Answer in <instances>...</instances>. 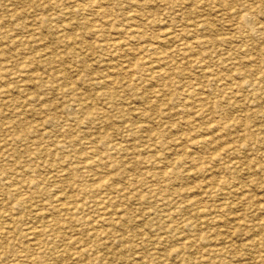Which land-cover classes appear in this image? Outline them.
<instances>
[{
    "label": "rangeland",
    "instance_id": "obj_1",
    "mask_svg": "<svg viewBox=\"0 0 264 264\" xmlns=\"http://www.w3.org/2000/svg\"><path fill=\"white\" fill-rule=\"evenodd\" d=\"M89 1L0 0V264H264V0Z\"/></svg>",
    "mask_w": 264,
    "mask_h": 264
},
{
    "label": "bare ground",
    "instance_id": "obj_2",
    "mask_svg": "<svg viewBox=\"0 0 264 264\" xmlns=\"http://www.w3.org/2000/svg\"><path fill=\"white\" fill-rule=\"evenodd\" d=\"M104 1H105V0H91V1H89V2H90L89 4L95 6V7H94L95 10H96L95 15H96V13H97V15H100V16H102V17H106V16H109V17H110L109 9H106L105 6H104V4H103ZM115 1H116V0H115ZM119 1H120V0H119ZM119 1H117V3H118ZM121 1H122V0H121ZM121 1H120V2H121ZM124 1H125V0H124ZM132 1H133V0H132ZM167 1H170V0H167ZM176 1H178V0H176ZM180 1H181V0H180ZM194 1H195V0H194ZM196 1H197V0H196ZM200 1H202V0H200ZM204 1H205V0H204ZM208 1H209V0H208ZM232 1H236V0H231V2H232ZM134 2H135V1H134ZM136 2H139V0L136 1ZM136 2H135V4H137ZM190 2H191V1H190ZM198 2H199V1H198ZM198 2H197V4H198ZM202 2H203V1H202ZM202 2H200V3H202ZM206 2H207V1H206ZM209 2H210V1H209ZM219 2L222 3V5H223V4H224V5H230L229 2H228L227 0H219ZM236 2H238V1H236ZM236 2H235V3L232 2V4H236ZM115 3H116V2H115ZM168 3H169V2H168ZM183 3H184V2H183ZM192 3H193V2H192ZM195 3H196V2H195ZM195 3H194V5H195ZM207 3H208V2H207ZM121 4H122V2H121ZM124 4H125V3H124ZM209 4H210V3H209ZM211 4H212V3H211ZM169 5H170V4H169ZM171 5H172V4H171ZM173 5H174V4H173ZM191 5H192V4H191ZM201 5H202V4H201ZM212 5H213V4H212ZM87 6H89V5H87ZM106 6H107V5H106ZM108 6H109V5H108ZM123 6H124V5H123ZM123 6H122V7H123ZM203 6H204V4H203ZM206 6H207V4L205 5V7H206ZM208 6H210V5H208ZM109 7H110V6H109ZM111 7H113V6H111ZM114 7H115V6H114ZM114 7H113V8H114ZM124 7H125V6H124ZM133 7H134V6H133ZM137 7H138V4H137ZM195 7H197V9H198V6L195 5L194 8H195ZM214 7H215V5H214ZM229 7H230V6H229ZM81 8H82V10H84L83 7H81ZM200 8H201V7H200ZM200 8H199V9H200ZM202 8H203V7H202ZM206 8H207V7H206ZM211 8L214 9L213 7H211ZM220 8H221V6H220ZM223 8H224V7H223ZM79 9H80V7H79ZM87 9H88V8H87ZM90 9H91V8H90ZM122 9H123V8H122ZM199 9H198V10H199ZM218 9H219V7H218ZM221 9H222V8H221ZM95 10H94V11H95ZM111 10H112V8H111ZM114 10H115V9H114ZM142 10H143V9H142ZM192 10H193V9H192ZM198 10H195V12L198 11ZM204 10H205V9H204ZM204 10H203V11H204ZM209 10H210V9H209ZM209 10L207 9V11H209ZM215 10H216V9H215ZM84 11H85V10H84ZM115 11H116V10H115ZM117 11H119V10H117ZM121 11H123V10H121ZM126 11H127V10H126ZM140 11H141V9H140ZM80 12H81V10H80ZM112 12H113V10H112ZM142 12L144 13V11H142ZM189 12L191 13V11H188V13H189ZM198 12H199V11H198ZM211 12H212V11H211ZM214 12H216V11H214ZM17 13H18V12H17ZM116 13H117V12H116ZM119 13H120V11H119ZM127 13H129V12H127ZM127 13H123V14H125V15H124L125 17H127V15H128ZM134 13H135V12H134ZM138 13H139V10H138ZM138 13H137V14H138ZM208 13H209V12H208ZM15 14H16V13H15ZM114 14H115V13H114ZM117 14H118V13H117ZM121 14H122V12H121ZM126 14H127V15H126ZM141 14H142V13H141ZM145 14H146V13H145ZM145 14H144V15H145ZM186 14H187V12H186ZM193 14H194V13H193ZM196 14H197V13H196ZM205 14H206V12H205ZM205 14H204V12H203V16H204ZM210 14H211V13H210ZM213 14H214V13H213ZM216 14H218V13H216ZM118 15H119V14H118ZM132 15H133V13H132ZM139 15H140V14H139ZM139 15H138V16H139ZM194 15H195V14H194ZM199 15H200V14H199ZM201 15H202V14H201ZM207 15H208V14H206V16H207ZM111 16H112V15H111ZM113 16H114V15H113ZM129 16H130V15H129ZM140 16H141V15H140ZM115 17H116V15H115ZM122 17H123V16H122ZM122 17H121V18H122ZM125 17H124V18H125ZM190 17H191V16H189V18H190ZM196 17H198V16H196ZM201 17H202V16H201ZM217 17H218V16H217ZM94 18H95V17H94ZM97 18H98V17H97ZM110 18H112V17H110ZM110 18H109V19H110ZM116 18H117V17H116ZM127 18H128V17H127ZM139 18H142V16L139 17ZM143 18H144V16H143ZM145 18H146V17H145ZM204 18H205V17H204ZM210 18H213V16H211ZM125 19H126V18H125ZM186 19H187V18H186ZM198 19H199V17H198ZM198 19H196V20L198 21ZM206 19L209 20V18H206ZM88 20L90 21V18H89ZM92 20H94V19L92 18L90 22H92ZM116 20H117V19H116ZM138 20H139V19H138ZM142 20H144V19H142ZM145 20H146V19H145ZM189 20H190V19H189ZM189 20H188V22H189ZM199 20H200V19H199ZM89 21H88V22H89ZM94 21H95V20H94ZM99 21H100V20H99ZM110 21L114 22L115 19H114V21H113V20H110ZM124 21H125V20H124ZM129 21H130V20H129ZM135 21H136V20H135ZM148 21H149V20H148ZM194 21H195V20H194ZM211 21H212V20H210L209 22H211ZM95 22H96V21H95ZM100 22H102V21H100ZM133 22H134V21H133ZM133 22H131V23H133ZM140 22H141V21H140ZM152 22H153V21H152ZM188 22H187V25H188ZM190 22H191V20H190ZM202 22H203V18H202ZM202 22L200 21V23H202ZM209 22H208V23H209ZM93 23H94V22H93ZM93 23H90V24L94 25ZM97 23H98V22H97ZM144 23H147V22H144ZM192 23H193V22H192ZM208 23H207L206 20H204V22H203L204 25H206V26L209 25V26H210V24H208ZM111 24H112V23H111ZM111 24H110V25H111ZM113 24H114V23H113ZM126 24H127V23H126ZM141 24H142V23H141ZM198 24H199V23H198ZM92 25L89 26V27L91 28ZM96 25H97V24H96ZM103 25L105 26V24H103ZM119 25H120V24H119ZM127 25H128V24H127ZM148 25H149V24H148ZM65 26H66V25H65ZM111 26H112V25H111ZM133 26H134V25H133ZM189 26H190V25H189ZM192 26H193V25H191V27H192ZM194 26H195V29L197 30L196 25H194ZM198 26H199V25H197V27H198ZM209 26H208V27H209ZM211 26H212V25H211ZM211 26H210V27H211ZM69 27H71V26H69ZM69 27H67V28H69ZM94 27H96V26L94 25ZM94 27H93V28H94ZM98 27H99V26H98ZM98 27H97V28H98ZM106 27H108V26H105V28H106ZM117 27H119V26H117ZM130 27L132 28V25H130ZM213 27H214V22H213ZM100 28H101V27H99V29H100ZM108 28H110V27H108ZM111 28H112V27H111ZM119 28H120V27H119ZM141 28H142V27H141ZM141 28H140V29H141ZM203 28H204V27H203ZM214 28H215V27H214ZM116 29H118V28H116ZM127 29H128V28H127ZM133 29H134V28H133ZM140 29H139V30H140ZM201 29H202V24H201ZM205 29H206V28H205ZM211 29H212V27H211ZM63 30H64V29H63ZM91 30H92V28H91ZM91 30H90V32H92ZM111 30H112V29H111ZM122 30H123V28H122ZM143 30H144V29H143ZM192 30H193V29H192ZM196 30H195V31H196ZM208 30H209V28H207V31H208ZM212 30H213V29H212ZM98 31H99V30H98ZM100 31H101V33H100L101 39H102V40H105V37H106V33H105V31H104V30H100ZM107 31H110V30L107 29ZM136 31H137V30H136ZM195 31H194V32H195ZM207 31H206V32H207ZM209 31L212 32L211 30H209ZM213 31H214V30H213ZM215 31H216V30H215ZM115 32H116V31H115ZM119 32H120V31H119ZM183 32H184V31H183ZM110 33H111V32H109V34L107 33V35L110 36ZM112 33H113V32H112ZM175 33H176V32H175ZM181 33H182V32H179V34H181ZM200 33H201V32H200ZM202 33H203V32H202ZM144 34H145V33H144ZM146 34H148V32H146ZM173 34H174V33H173ZM173 34H172V35H173ZM194 34H195V33H194ZM67 35H68V33H67ZM112 35H113V34H112ZM112 35H111V36H112ZM115 35H116V33H115ZM141 35H142V34H141ZM141 35H140V36H141ZM160 35H161V34H160ZM210 35H212V34H210ZM68 36H70V33H69ZM135 36H136V35H135ZM142 36H143V35H142ZM161 36H162V35H161ZM161 36H158V37H157V38H158L157 40H159V38H160ZM168 36H170V35H168ZM174 36H175V38H178V37H176L177 35H174ZM208 36H209V34H208ZM71 37H72V36H71ZM98 37H99V36H98ZM131 37H132V36H131ZM143 37H144V36H143ZM146 37H147V36H146ZM149 37H151V36H149ZM149 37H147V38H149ZM164 37H165V36H164ZM171 37H172V36H171ZM194 37H196V36H194ZM209 37H210V36H209ZM209 37H208V38H209ZM68 38H69V37H68ZM107 38H108V37H106V40H108ZM117 38H118V37H117ZM141 38H142V37H141ZM154 38L156 39V37H154ZM169 38H170V37H169ZM173 38H174V37H172V40H173ZM197 38H199V36H198ZM204 38H205V37H204ZM204 38H203V39H204ZM214 38H215V37H214ZM214 38L212 37V39H214ZM216 38H217V37H216ZM216 38H215V39H216ZM72 39H74V38L72 37ZM77 39H78V38H77ZM98 39H99V38H98ZM162 39H163V38H162ZM179 39H180V38H179ZM212 39H209V40H212ZM221 39H222V38H221ZM68 40H69V39H68ZM70 40H71V39H70ZM99 40H100V39H99ZM112 40H113V38H112L110 41H112ZM115 40H116V39H115ZM142 40H143V39H142ZM157 40H156V42H157ZM160 40H161V39H160ZM165 40H167V39H165ZM174 40H175V39H174ZM176 40H178V39H176ZM182 40H183V39H182ZM195 40H196V39H195ZM73 41H76V40H73ZM108 41H109V40H108ZM108 41H107V42H108ZM136 41H137V40H136ZM146 41H147V40H146ZM148 41H149V39H148ZM150 41H151V40H150ZM197 41H198V40H197ZM201 41H202V38H201ZM205 41H206V39H205ZM212 41L214 42V40H212ZM104 42H105V41H104ZM104 42H103V43H104ZM112 42H113V41H112ZM131 42H132V41H131ZM154 42H155V41H154ZM158 42H159V41H158ZM163 42H164V41H163ZM169 42H170V41H169ZM181 42H182V41H181ZM183 42H184V40H183ZM198 42H199V41H198ZM219 42H220V41H219ZM68 43H70V41H69ZM99 43L102 44V42H99ZM113 43H115V42H113ZM118 43H120V39H119V41H118L116 44H118ZM149 43H153V42H149ZM149 43H148V45H149ZM167 43H168V42H167ZM185 43H188V44H190V45L192 44V43H190V41H189V42L185 41ZM203 43H205V42H203ZM104 44H105V43H104ZM106 44H107V43H106ZM116 44H114L113 46H117ZM140 44H141V42H140ZM157 44H158V43H156V45H157ZM159 44H160V43H159ZM161 44H162V43H161ZM165 44H166V43H165ZM188 44H185V45H187V48L190 49V48L188 47ZM142 45H144V44H142ZM142 45H141V46H142ZM152 45H154V44H152ZM152 45H151L150 47H152ZM156 45H155V46H156ZM108 46H109V45H108ZM120 46H121V45H120ZM139 46H140V45H139ZM155 46H154V47H155ZM157 46H158V45H157ZM110 47H111V46H110ZM143 47H144V46H143ZM143 47H141V48L139 47L138 49H139V50H140V49L143 50ZM148 47H149V46H148ZM159 47H160V45H159ZM159 47H158V48H159ZM113 48H114V47H113ZM113 48H112V49H113ZM114 49H115V48H114ZM116 49H117V48H116ZM122 49H123V48H122ZM149 49H150V48H149ZM105 50H106V48H105ZM158 50H160V49H158ZM107 51H108V50H107ZM107 51H104V52L106 53ZM111 51H112V50H111ZM120 51H121V49H120ZM122 51H125V50H122ZM148 51H149V50H148ZM152 51H153V50H152ZM164 51H165V50H164ZM164 51H163V52L160 51V52L163 54ZM108 52H109V51H108ZM108 52H107V53H108ZM114 52H115V51H114ZM117 52H118V51H117ZM143 52H144V51H143ZM143 52H141V55L139 54V56H143V58H144L145 56L142 54ZM47 53H48V52H47ZM110 53H111V52H110ZM121 53H122V52H121ZM123 53H124V52H123ZM150 53H151V52H150ZM150 53H149V54H150ZM113 54H114V53H113ZM116 54H118V53H116ZM144 54H145V53H144ZM157 54H160V53H157ZM162 54H161V55H162ZM108 55H110V54L108 53ZM111 55H112V54H111ZM121 55H122V54H121ZM55 56H56V55H55ZM117 56H118V55H117ZM159 56H160V55H159ZM53 57H54V56H53ZM109 57H110V56H109ZM113 57H114V56H113ZM113 57H112V58H113ZM137 57H138V56H137ZM153 57H154V56H153ZM153 57H152V58H153ZM155 57H156V56H155ZM157 57H158V55H157ZM162 57H163V56H162ZM51 58H52V57H50V59H51ZM55 58H56V57H55ZM50 59H49V60H50ZM52 59H53V58H52ZM59 59H60V56H59ZM54 60H55V59H54ZM61 60H62V59H61ZM61 60H60V61H61ZM140 60H141V59H140ZM142 60H143V59H142ZM146 60H147V57H146ZM148 60H150V59H148ZM148 60H147V61H148ZM162 60H163V59H162ZM57 61H58V60H57ZM57 61H56V62H57ZM144 61H145V60H144ZM144 61H140V62L145 63ZM157 61H158V60H157ZM61 62H62V61H61ZM140 62H137V63H136V66L140 67V65H139ZM163 62H165V61H163ZM222 62H224V61H222ZM54 63H55V62H54ZM154 63H156V62H154ZM157 63H158V62H157ZM29 65H30V64H29ZM129 65H130V64H129ZM34 66H35V65H34ZM34 66H33V68H34ZM85 66H86V64H85ZM148 66H150V65H148ZM153 66H154V64H153ZM153 66H152V67H153ZM88 67H89V66H88ZM129 67H130V66H129ZM28 68H30V66H29ZM28 68H26V69H28ZM31 68H32V67H31ZM85 68L87 69V67H84V69H85ZM90 68H91V67H90ZM135 68H136V67H135ZM153 68H154V67H153ZM92 69H93V68H92ZM125 69H126V68H125ZM89 70H90V69H89ZM127 70H129V68H128ZM134 70H135V69H134ZM27 71H28V70H27ZM32 71H33V69H32ZM158 71H161V70H158ZM89 72H92V71H89ZM163 72H164V71H163ZM246 72H247V73H248V72L250 73V70H247ZM260 72H261V71H260ZM24 73H25V72H24ZM24 73H21V74L23 75ZM92 73H94V72H92ZM132 73H133V72H132ZM166 73H167V72H166ZM166 73H163V75L166 74ZM252 73H253V72H251L250 74H252ZM262 73H263V72H262ZM134 74H135V73H134ZM24 75H25V74H24ZM26 75H28V73H26ZM166 75H168V74H166ZM259 75H260V74H259ZM259 75H258V76H259ZM262 75H263V74H262ZM29 76H31V75H29ZM160 76H161V75H160ZM245 76H246V75H245ZM21 77H22V76H21ZM26 77H27V76H26ZM32 77H33V75H32ZM63 77H65V75H64ZM66 77H67V76H66ZM99 77H100V76H99ZM99 77H98V78H99ZM104 77H105V76H104ZM246 77H247V76H246ZM90 78L92 79L93 77L90 76ZM95 78L98 79L97 77H95ZM106 78H107V77H105V79H106ZM249 78H250V77H249ZM19 79H20V78H19ZM22 79H23V78H22ZM29 79H30V78H29ZM31 79H32V78H31ZM64 79H65V78H64ZM64 79H63V80H64ZM102 79H103V78H102ZM107 79H108V78H107ZM107 79H106V80H107ZM114 79H115V78H114ZM131 79H132V77H131ZM255 79H256V78H255ZM67 80H68V78H67ZM67 80H66V81H67ZM110 80H111V79H110ZM116 80H118V79H116ZM69 81H70V79H69ZM94 81H95V80H94ZM94 81H93V82H94ZM100 81H101V79H100ZM250 81H252V80H250ZM250 81H249V79H248V82H249V83H250ZM96 82H97V81H96ZM104 82H105V81H104ZM111 82H112V81H111ZM113 82H114V81H113ZM113 82H112V83H113ZM120 82H121V81H120ZM120 82H118V83H120ZM253 82H255V81H253ZM256 82H258V78H257ZM64 83H65V81H64ZM68 83H69V82H68ZM73 83H75V82H73ZM106 84H107V82H106ZM113 84H114V83H113ZM259 84H260V82H259ZM69 85H70V83H69ZM74 85H75V84H74ZM251 85H254V84H251ZM104 86H105V84H104ZM108 86H109V85H108ZM110 90H111V89H110ZM111 91H113V90H111ZM108 92H109V90H108ZM113 93H114V92H113ZM155 93H156V92H155ZM158 93H159V92H158ZM95 94H96V93H95ZM112 95H113V94H112ZM112 95H111V96H112ZM154 95H155V94H154ZM79 96H80V95H79ZM156 96H157V95H156ZM78 98H79V97H78ZM76 100H77V99H76ZM80 100H81V99H80ZM80 100H79V101H80ZM79 101H77V102H79ZM145 101H146V100H145ZM145 101H144V102H145ZM86 104H87V103H86ZM201 105H202V103H201ZM203 105H204V104H203ZM203 105L200 106V109H201V107H202V108H205V107H203ZM89 106H92V104L89 105ZM218 107H219V105H218ZM198 108H199V107H198ZM213 109H214V107H213ZM87 112H88V111H87ZM213 112H214V111H213ZM88 114H89V113H88ZM89 116H92V115H89ZM226 117H227V116H226ZM228 118H229V117H228ZM90 119H91V118H90ZM226 119H227V118H226ZM243 120H244V119H243ZM230 122H231V121H230ZM243 122H244V121H243ZM233 123H234V121H233ZM226 124H229V123L227 122ZM226 124H225V125H226ZM225 125H224V126H225ZM57 126H58V125H57ZM59 126H60V125H59ZM62 127L64 128V126H62ZM62 127H61L60 129H63ZM234 127H235V126H234ZM224 128H225V127H224ZM228 128H229V127H228ZM229 130H230V129H229ZM231 130H232V129H231ZM66 131H67V130H66ZM116 145H117V144H116ZM119 145H120V144H119ZM121 145H122V144H121ZM121 145H120V147H122ZM113 147H114V146H113ZM117 147H118V146H117ZM163 205H164V204H163ZM214 220H215V218H214ZM218 221H219V220H218ZM29 229H30V228H29ZM41 229H42V228H41ZM38 231H40V230H38ZM40 232H41V231H40ZM29 233H30V232H29ZM32 233H33V231H32ZM38 233H39V232H38ZM42 233H43V232H42ZM35 234H36V233L34 232V235H35ZM39 234H40V233H39ZM32 235H33V234H32ZM36 236H38V235L36 234ZM225 240H226V239H225ZM227 240H228V239H227ZM224 242H225V241H224ZM224 242H223V243H224ZM225 243H226V242H225ZM228 244L230 245V243H228ZM229 245H228V246H229ZM226 248H227V247H226ZM224 250H225V249H224Z\"/></svg>",
    "mask_w": 264,
    "mask_h": 264
}]
</instances>
